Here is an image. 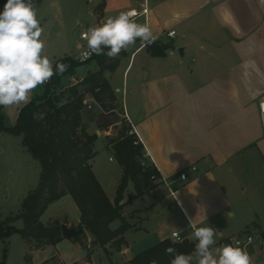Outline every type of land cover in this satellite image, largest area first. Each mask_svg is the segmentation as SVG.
Instances as JSON below:
<instances>
[{
	"label": "crops",
	"instance_id": "crops-1",
	"mask_svg": "<svg viewBox=\"0 0 264 264\" xmlns=\"http://www.w3.org/2000/svg\"><path fill=\"white\" fill-rule=\"evenodd\" d=\"M141 1L94 0L90 23L97 25L107 16L140 10ZM134 19L147 24L158 37L156 42L169 48L156 56L137 40L111 59L116 67L105 75L117 107L106 110L94 103L85 108L80 130L92 135L93 128L95 139L103 136L107 148H112L122 126H129L126 134H133V126L141 137L145 161L156 168L159 177L138 198L121 200L122 215L131 225L123 234L125 242L114 247V252L109 244L106 249L95 245L92 252L100 250L108 264H113L112 257L125 263L170 239L173 231L195 241L191 233L182 235L192 232L189 217L198 227L209 225L223 231L216 247L232 244L225 220L234 217L235 210L245 211L250 219L244 223L251 221L262 236L264 0H148L147 14ZM169 30L175 33L168 36ZM83 64V70L75 69L73 75L61 79L60 91L99 69L94 59ZM43 91L38 86L30 97ZM85 97L92 98L88 91ZM23 105L2 106L6 127L15 124ZM182 171L187 172L185 179L179 178ZM163 178L175 189L176 199ZM55 215L62 216L60 222L70 227L76 228L80 221L79 209L69 194L52 202L41 220L46 224L44 217L50 222ZM118 224L114 222L113 227ZM85 232L90 246L92 236ZM151 234L152 243H145L141 250L138 242ZM86 249V245L82 249L79 241L65 237L55 245L38 247L47 254L45 264H105L102 257L93 262Z\"/></svg>",
	"mask_w": 264,
	"mask_h": 264
},
{
	"label": "trees",
	"instance_id": "trees-1",
	"mask_svg": "<svg viewBox=\"0 0 264 264\" xmlns=\"http://www.w3.org/2000/svg\"><path fill=\"white\" fill-rule=\"evenodd\" d=\"M5 3L6 0H0V12ZM146 48L152 55L160 56L169 45L155 42ZM90 59L97 62L99 69L86 75L81 82L60 91L61 79L73 75L79 64ZM88 60L78 62L71 55L56 59V62L69 65L68 70L63 76L54 75L40 95L32 97L19 109L13 126H5L0 106V131L21 136L22 145L41 166L38 184L22 201L20 213L0 221V239L19 232L25 241L35 247L55 245L64 238L62 223L54 220L45 224L41 217L52 202L69 194L80 212L76 228H84L73 240L80 242L82 237H86V230L92 236L93 245L106 249L109 244L119 248L125 242L124 232L131 227L122 215L121 203L128 183L133 182L135 189L128 200L132 201L147 191L152 180L159 177L156 168L145 161L142 144L134 143V135L126 134L129 126L123 125L118 140L112 142L122 175L114 199L110 200L106 195L89 162L96 135L80 130L83 111L87 108L82 100L87 98L85 92L88 91L92 97L91 105L96 103L106 110L117 107L115 94L105 75L115 69L116 62L106 55L95 54ZM81 85L86 86L85 90L79 89ZM17 218L22 219V228L11 224ZM116 221L119 224L113 227ZM195 243L187 239L181 242L164 239L133 256L128 264H170L173 257L165 253L167 247L175 248L178 253L190 254L195 249ZM80 244L83 245L82 242ZM0 264H4V259L0 258Z\"/></svg>",
	"mask_w": 264,
	"mask_h": 264
},
{
	"label": "rangeland",
	"instance_id": "rangeland-1",
	"mask_svg": "<svg viewBox=\"0 0 264 264\" xmlns=\"http://www.w3.org/2000/svg\"><path fill=\"white\" fill-rule=\"evenodd\" d=\"M34 3L41 26L44 28L41 37L45 41L44 54L52 60H56L63 55H73V52L77 51L76 44L78 42L86 44V41H83L79 35L83 29L89 28L91 25L95 26L94 23H90L94 0H34ZM81 19L83 22L80 23ZM85 66L83 63L79 64L76 71L83 70ZM88 67L91 66L88 65ZM40 86L45 88V84ZM91 130L96 134L93 128ZM89 162L104 187L106 195L114 199L122 175L121 167L115 158L113 149L107 148L103 136H97L95 139L93 156ZM40 172L39 161L23 148L21 136L0 131V221L20 213L21 203L28 193L36 188ZM261 174L264 181V172ZM134 192L133 183L129 182L122 200L126 198L128 201ZM125 211L127 216L128 210L125 209ZM235 211L234 217L225 220L230 240L232 242L234 239L244 240L246 234L250 233L253 236L252 243L246 247H240L246 248L253 264H264V239L259 230L250 224L251 221L244 223L250 219L245 211ZM259 213L263 215L264 211ZM54 219L60 221L64 218L55 215L50 222L47 221L46 216L43 220L46 221V224H51ZM11 224L16 228L23 227L21 218L15 219ZM171 229L172 225L170 224L167 228L169 234ZM190 233L189 230L182 235ZM152 237L153 234L142 236V241L138 242L143 247L141 250L145 249V243L148 242L147 245L152 243L150 242ZM80 242L84 246L86 245L88 257L93 262L97 263L99 257H102L103 262L108 264L104 253L101 255L100 250L92 252L95 245L90 242L89 246L86 237H82ZM83 245L81 247L85 249ZM96 247L98 246L96 245ZM110 248L111 252H114V246L110 245ZM44 254L31 242L25 241L19 232H14L8 238L0 239V258L4 259V264H42L47 258V254ZM111 259L114 260L113 264H128V262L122 263L114 257Z\"/></svg>",
	"mask_w": 264,
	"mask_h": 264
},
{
	"label": "clouds",
	"instance_id": "clouds-1",
	"mask_svg": "<svg viewBox=\"0 0 264 264\" xmlns=\"http://www.w3.org/2000/svg\"><path fill=\"white\" fill-rule=\"evenodd\" d=\"M147 6L148 0H144L145 10ZM136 15L135 10L122 11L83 32L80 38L86 41V48L76 45L81 62L93 54L115 59L137 40L144 47L154 44L158 37L147 24L138 23ZM43 32L34 0H6L0 12V106L29 103L33 90L68 70L69 65L63 62H56L54 69L52 59L44 54ZM188 228L196 241L194 253H178L167 247L165 253L173 257L170 264H253L246 248L238 243L215 246L217 238H223L222 230L198 227L191 217Z\"/></svg>",
	"mask_w": 264,
	"mask_h": 264
},
{
	"label": "built area",
	"instance_id": "built-area-1",
	"mask_svg": "<svg viewBox=\"0 0 264 264\" xmlns=\"http://www.w3.org/2000/svg\"><path fill=\"white\" fill-rule=\"evenodd\" d=\"M140 6H141V9L140 10H136V9H130V10H135L136 11V13H137V15L136 16H138V15H141V14H147V12H148V6H147V10H145V7H144V0H142L141 1V3H140ZM130 10H127V11H130ZM88 30V28H86V29H83L81 32H80V35H79V37H81V34L83 33V32H85V31H87ZM175 33V30H169V31H167V35L168 36H172L173 34ZM81 45H83L85 48H86V44L84 43H80ZM73 58L76 60V61H78V62H81V60L79 59V50H77L73 55ZM92 56V55H91ZM90 56V57H91ZM53 61V66L55 67V62H56V60H52ZM86 61V60H85ZM85 61H83V62H85ZM50 82V81H49ZM48 83V82H47ZM82 103L85 105V106H87L88 108H91V99H89V98H83V100H82ZM130 133H133V134H135L136 135V138H135V141H134V143H142V140H141V137L135 132V129H134V127L132 126L131 127V130H130ZM110 159H111V157H110ZM192 170H194L195 169V167H192L191 168ZM186 176H187V172H185V171H182V172H180L179 173V178L180 179H185L186 178ZM163 182L168 186V189H169V192H170V194L176 199V195H175V189L171 186V184H170V182H168L166 179H164L163 178ZM170 239L173 241V242H181V241H183L185 238L184 237H182L180 234H179V232L178 231H173L172 233H171V237H170ZM252 241H253V236L250 234V233H247L246 234V236L244 237V240H240V239H234V241L232 242V244L233 245H235V244H239V246H243V247H246V246H248V245H250L251 243H252Z\"/></svg>",
	"mask_w": 264,
	"mask_h": 264
},
{
	"label": "water",
	"instance_id": "water-1",
	"mask_svg": "<svg viewBox=\"0 0 264 264\" xmlns=\"http://www.w3.org/2000/svg\"><path fill=\"white\" fill-rule=\"evenodd\" d=\"M83 231V227L79 226L77 228L67 226L66 224H61V234L65 238H73L75 236H78ZM262 238L264 239V233L262 234Z\"/></svg>",
	"mask_w": 264,
	"mask_h": 264
}]
</instances>
